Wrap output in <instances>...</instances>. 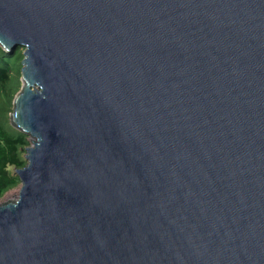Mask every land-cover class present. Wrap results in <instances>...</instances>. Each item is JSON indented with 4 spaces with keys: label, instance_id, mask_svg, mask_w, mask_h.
I'll return each mask as SVG.
<instances>
[{
    "label": "water",
    "instance_id": "1",
    "mask_svg": "<svg viewBox=\"0 0 264 264\" xmlns=\"http://www.w3.org/2000/svg\"><path fill=\"white\" fill-rule=\"evenodd\" d=\"M0 46V264H264V0H0Z\"/></svg>",
    "mask_w": 264,
    "mask_h": 264
},
{
    "label": "trees",
    "instance_id": "2",
    "mask_svg": "<svg viewBox=\"0 0 264 264\" xmlns=\"http://www.w3.org/2000/svg\"><path fill=\"white\" fill-rule=\"evenodd\" d=\"M21 48L13 51L0 46V198L19 184L15 169L25 165L27 135L9 122L12 100L20 88Z\"/></svg>",
    "mask_w": 264,
    "mask_h": 264
},
{
    "label": "rangeland",
    "instance_id": "3",
    "mask_svg": "<svg viewBox=\"0 0 264 264\" xmlns=\"http://www.w3.org/2000/svg\"><path fill=\"white\" fill-rule=\"evenodd\" d=\"M22 51L23 49L21 48V55H22ZM21 59H22V56H21ZM17 193H18V185L6 191L0 198V203L5 202V201H14L17 198Z\"/></svg>",
    "mask_w": 264,
    "mask_h": 264
}]
</instances>
